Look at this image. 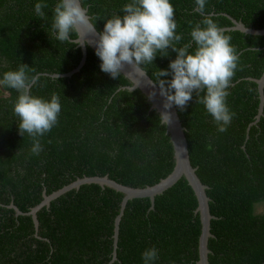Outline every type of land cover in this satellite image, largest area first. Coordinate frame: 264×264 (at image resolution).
<instances>
[{
  "label": "trees",
  "instance_id": "16d2710c",
  "mask_svg": "<svg viewBox=\"0 0 264 264\" xmlns=\"http://www.w3.org/2000/svg\"><path fill=\"white\" fill-rule=\"evenodd\" d=\"M38 2L0 0V75L28 66L27 74L35 77L31 94L44 99L58 95L61 113L52 130L39 138L43 150L35 155L32 137L18 134L13 104L19 93L0 86V264H143L142 253L151 247L159 253L156 264H197V201L184 178L156 196L153 208L147 198L127 202L113 262L114 221L123 194L97 184L73 189L37 212V230L30 216L16 218L7 209L13 202L26 214L43 194L84 177L107 176L130 188L151 187L174 167L172 143L159 114L138 90L127 89L131 83L122 74L114 80L103 73L90 48L77 73L54 78L76 69L82 52L74 43L49 36L57 0H43L48 5L43 18L34 10ZM126 2L82 0L98 33L106 19L123 14ZM171 3L176 32L183 36L176 47L189 43L194 25L211 15L231 37L238 56L227 98L235 116L226 132L217 130L195 93L184 110L175 107L191 166L208 187L213 217L208 264H264V106L254 124L264 36L225 30L233 27L231 20L264 30V0H207L204 13L195 0ZM167 55L143 66L153 82L155 73L176 57L170 48Z\"/></svg>",
  "mask_w": 264,
  "mask_h": 264
},
{
  "label": "clouds",
  "instance_id": "9594fccd",
  "mask_svg": "<svg viewBox=\"0 0 264 264\" xmlns=\"http://www.w3.org/2000/svg\"><path fill=\"white\" fill-rule=\"evenodd\" d=\"M206 4L207 0H195V7L201 13L205 12ZM47 7V3L41 0L35 4L34 10L43 18V9ZM121 11L122 15L113 14L106 19L103 30L97 33L95 18L88 14L82 0H57L48 34L60 42L75 45L81 43L73 40L72 36L79 34L81 29L98 36L95 55L101 62L100 70L114 80L126 67L141 73L143 66L154 64L157 55L167 57L170 48L176 57L167 69H159L155 73L152 84L158 88L164 101L160 123L170 125L173 119L170 110L173 107L184 110L195 93L197 103L204 105L217 130L226 132L235 116L227 98L230 81L238 65L231 37L211 15H206L192 28L190 42L176 47L183 36L176 32L175 9L171 0H127ZM27 68L22 64L16 70L4 72L0 75V86L19 93L13 104V113L19 118L18 134L23 137L26 133L32 137L31 152L39 155L43 150L39 138L58 123L61 102L56 94H52L50 99L32 95L30 89L35 77H29ZM156 95L157 92L152 91L149 99ZM158 256L157 248L151 247L142 253L141 259L143 264H156Z\"/></svg>",
  "mask_w": 264,
  "mask_h": 264
},
{
  "label": "water",
  "instance_id": "95a60500",
  "mask_svg": "<svg viewBox=\"0 0 264 264\" xmlns=\"http://www.w3.org/2000/svg\"><path fill=\"white\" fill-rule=\"evenodd\" d=\"M231 21L233 23V27L225 30L239 31L245 35H251V36H264V30L249 29L246 28L241 22H236L234 20ZM97 38L98 36L89 35L86 32V30L81 29V32L77 34V39H76V41H79L81 43L78 45V47L81 49L82 52V59L78 67L64 76L55 75L54 78L70 77L73 74L77 73L85 64L87 47L90 48L95 53V40ZM121 74L131 83V87H128L127 89L129 91L138 90L150 103L151 109L156 111V113L160 115V112L163 110L162 105L164 101L163 98L159 95L158 88L153 87L152 84L154 82L147 76L146 72L143 70L141 73H137L135 71H132L130 67H126ZM255 83L257 85L259 105H258L257 115L255 117L254 124L257 123L260 120V118L263 116L264 71L261 77L258 80H255ZM152 91H156L157 95L154 98L149 99V93H151ZM170 112L173 118L172 123L168 126L167 125L165 126H166V132L170 137V142L172 143V147H173L174 167L172 172L165 179L160 180V182L155 184L154 186L146 187L143 189L123 186L121 184H118L110 180L107 176L84 177L81 179H77L70 185L63 187L62 189L52 193L51 195L43 196V201L39 205L31 209L28 215L32 218L35 229L36 230L38 229V221L36 217L37 212L43 207H49L50 203L53 200L60 197L61 195L73 189L78 190L83 185L97 184L101 187L110 188L118 193L123 194V199L120 205V212L114 221L113 253H112V257H113L112 262H113L116 259L119 224L123 216L127 202L134 199L147 198L150 201L151 208H153L154 200L156 196L162 195L165 191L173 187L181 178H184L188 186L192 189L197 201V208L195 210V213L198 214L199 222H200L197 264H208V255L210 254V251L208 249V240L212 237L210 233V222L213 219V217L209 212L210 199L206 195V190H208V187L200 182L199 178L196 175V169L191 166L189 153H188V145L185 138V129L183 128L180 122L175 107H173L170 110ZM17 214L21 215V213L18 211Z\"/></svg>",
  "mask_w": 264,
  "mask_h": 264
},
{
  "label": "flooded vegetation",
  "instance_id": "af4514ba",
  "mask_svg": "<svg viewBox=\"0 0 264 264\" xmlns=\"http://www.w3.org/2000/svg\"><path fill=\"white\" fill-rule=\"evenodd\" d=\"M43 196H46V195L43 194ZM42 201H43V200H42ZM42 201H41V202H42ZM7 209H11V210H13V211H14L13 217H16V218H18L19 216H29L28 214H29V212L31 211V210H30L28 213L23 214V213H21V212L15 207V205L13 204V202H10V203H9V205L7 206ZM15 209H16L18 212H20L21 215H18V214H17V211H16ZM6 218H9L8 215H6Z\"/></svg>",
  "mask_w": 264,
  "mask_h": 264
}]
</instances>
